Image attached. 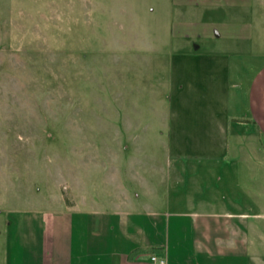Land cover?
Returning a JSON list of instances; mask_svg holds the SVG:
<instances>
[{
  "label": "rangeland",
  "instance_id": "rangeland-1",
  "mask_svg": "<svg viewBox=\"0 0 264 264\" xmlns=\"http://www.w3.org/2000/svg\"><path fill=\"white\" fill-rule=\"evenodd\" d=\"M185 6L0 0V229L10 248L26 213L72 216L76 237L84 217L93 230L111 218L116 231L122 212L151 223L152 241L166 229L173 253L196 219L179 211L233 210L248 214L249 253L264 256V137L242 120L264 63V0L213 13L250 26L241 45L192 37L180 27L195 20Z\"/></svg>",
  "mask_w": 264,
  "mask_h": 264
},
{
  "label": "crops",
  "instance_id": "crops-1",
  "mask_svg": "<svg viewBox=\"0 0 264 264\" xmlns=\"http://www.w3.org/2000/svg\"><path fill=\"white\" fill-rule=\"evenodd\" d=\"M182 1L186 5L184 10H188L184 14L195 20L183 21L180 27H192V37H207L210 43V39L219 38L240 45L250 38L247 23L223 21L212 16L218 11L238 7L236 4L242 6L245 0ZM246 104L247 113L242 120L252 123L264 137V63L249 82ZM120 213L114 214L118 224L116 231L110 217L108 222L101 221L97 230H93L91 220L88 218L86 222L84 217V229L81 228L76 237L72 216L59 215L56 210L26 213L16 225L14 247L9 246L7 228L5 231L0 229V264H154L152 255L164 259L165 264H249L250 261L258 264V261H264L261 253L254 251L255 254L251 255L248 251L247 225L244 221L248 214L244 211H179V216L196 219L192 220V235L177 238L173 253L168 248L166 229L162 238L160 236L157 241H152L146 235L147 228L152 227L151 223L147 226L136 219L131 218L130 221L125 216L120 217ZM255 215L264 218V212ZM152 247L162 249L156 253L145 250Z\"/></svg>",
  "mask_w": 264,
  "mask_h": 264
},
{
  "label": "built area",
  "instance_id": "built-area-1",
  "mask_svg": "<svg viewBox=\"0 0 264 264\" xmlns=\"http://www.w3.org/2000/svg\"><path fill=\"white\" fill-rule=\"evenodd\" d=\"M151 260L154 262V264H165V260L160 257H156V255H152Z\"/></svg>",
  "mask_w": 264,
  "mask_h": 264
},
{
  "label": "trees",
  "instance_id": "trees-1",
  "mask_svg": "<svg viewBox=\"0 0 264 264\" xmlns=\"http://www.w3.org/2000/svg\"><path fill=\"white\" fill-rule=\"evenodd\" d=\"M162 249V247H152L151 248V250L153 251V252H157V251H160ZM132 252H130L129 254H131Z\"/></svg>",
  "mask_w": 264,
  "mask_h": 264
}]
</instances>
